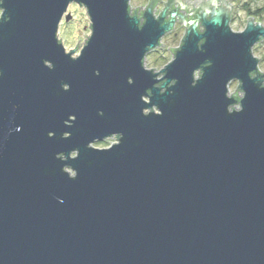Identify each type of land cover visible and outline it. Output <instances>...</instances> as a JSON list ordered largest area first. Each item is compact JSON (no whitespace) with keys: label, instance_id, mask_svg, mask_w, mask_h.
Here are the masks:
<instances>
[{"label":"water","instance_id":"water-1","mask_svg":"<svg viewBox=\"0 0 264 264\" xmlns=\"http://www.w3.org/2000/svg\"><path fill=\"white\" fill-rule=\"evenodd\" d=\"M228 1L156 73L176 12L0 0V264H264V26L233 32ZM71 3L77 57L57 39Z\"/></svg>","mask_w":264,"mask_h":264},{"label":"rangeland","instance_id":"rangeland-1","mask_svg":"<svg viewBox=\"0 0 264 264\" xmlns=\"http://www.w3.org/2000/svg\"><path fill=\"white\" fill-rule=\"evenodd\" d=\"M144 3L145 0H130V5L132 7L144 5ZM228 5L231 6L232 10V12L230 11L231 19L229 18V27L233 32H242L247 25V18L250 17L253 18L254 23H260L264 26V0H229ZM67 13L71 15L72 19L69 22H65L63 19L61 20L57 31V39L63 45L66 53H70L76 47L72 57H77L80 50L84 47L85 41L90 36V20L85 7L75 3H71L68 6ZM64 15H66V13ZM79 31L86 37H84L83 34H79ZM175 33H177V36H174V33H171L169 36L164 37V34L159 40V44H163L164 47L157 46L154 50L149 51L145 55L144 67L147 70L154 69L152 71L158 73L173 60L174 56H172V53L168 50V48H178L182 32L178 31ZM78 41L79 46H77ZM251 53L253 57L258 60V72L263 75L264 39L252 47ZM195 78H198V73H195ZM238 85L239 83L236 80H233L228 84L229 97L235 93ZM236 93L238 97H242L241 92L236 91ZM232 108L235 110L238 109V106ZM112 143L114 144L115 141L113 142V140H109L100 143L94 142L93 146L103 149L108 148Z\"/></svg>","mask_w":264,"mask_h":264},{"label":"flooded vegetation","instance_id":"flooded-vegetation-1","mask_svg":"<svg viewBox=\"0 0 264 264\" xmlns=\"http://www.w3.org/2000/svg\"><path fill=\"white\" fill-rule=\"evenodd\" d=\"M224 1L225 0H145L144 5H138L136 7H132L129 2V9L130 15L135 16L139 20L140 26L144 23V12L150 5L152 6V14L155 18L160 17L161 14L165 12L164 22L170 21L171 14L176 12L172 28L170 31L165 33L164 37L169 36L171 33H174V36H177V33L175 32L181 31L182 34L180 36V42L177 48L179 49L182 45V41L187 30L190 28L191 23L196 24L199 33H203L204 27L202 26L201 16L205 13L207 14V17H210V11L221 7ZM229 18L231 19V13ZM174 53L175 52H173L172 56H174ZM161 76L162 75H158V78H161ZM109 140L117 142L118 136L114 135L111 138L105 139L101 142ZM96 142L100 143L99 141Z\"/></svg>","mask_w":264,"mask_h":264},{"label":"bare ground","instance_id":"bare-ground-1","mask_svg":"<svg viewBox=\"0 0 264 264\" xmlns=\"http://www.w3.org/2000/svg\"><path fill=\"white\" fill-rule=\"evenodd\" d=\"M144 59H145V57H144Z\"/></svg>","mask_w":264,"mask_h":264}]
</instances>
